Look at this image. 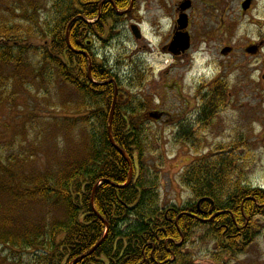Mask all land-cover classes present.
Wrapping results in <instances>:
<instances>
[{"label": "trees", "instance_id": "16d2710c", "mask_svg": "<svg viewBox=\"0 0 264 264\" xmlns=\"http://www.w3.org/2000/svg\"><path fill=\"white\" fill-rule=\"evenodd\" d=\"M122 1L115 9H103L101 21L95 25L82 18L93 20L97 11L86 6L81 11L79 0H49L50 7H46L47 0H0V11L3 8L6 13L0 16V97L11 105L23 96L19 88L29 92L38 82L70 87L78 102L59 108L77 115L53 123L67 135L78 130L80 137L74 142L81 143V148L66 150L63 157L54 158L53 166L37 174L17 173L11 167L14 160L2 172L0 197L6 204L0 207V247L33 254L31 264H71L102 241L77 264H171L172 257V264H192L181 250L197 231H203L214 242L213 260L220 264L225 256L243 254L254 241L257 227L252 220L264 216V190L246 185L238 160L218 148L181 175L192 202L182 209L162 208L160 174L145 161L154 136L145 134L146 119L140 116L144 105L135 97L125 102L112 70L97 65L93 58L89 64L81 54L90 48L87 43L95 35L102 40L112 35L106 33L104 21L121 22L116 11L130 5V0ZM109 81L116 82L121 93L111 135L133 163L128 184L130 166L108 139L114 85L101 83ZM226 89L224 83L214 85L213 93L205 98L209 110L223 107ZM187 141L198 153L199 140L194 143L190 136L182 138L183 143ZM30 157L23 153L24 160ZM200 199H206L200 205L207 214L200 218L206 221L193 220L189 214L197 211ZM33 204H41L61 218L27 219L26 205ZM7 209L18 211V227L1 218Z\"/></svg>", "mask_w": 264, "mask_h": 264}, {"label": "rangeland", "instance_id": "374dc122", "mask_svg": "<svg viewBox=\"0 0 264 264\" xmlns=\"http://www.w3.org/2000/svg\"><path fill=\"white\" fill-rule=\"evenodd\" d=\"M206 1L210 2L209 17L213 28L224 26L222 35L215 36L214 33L213 40L220 37L221 43L214 41L210 45L211 62L220 68V72L211 80L202 79L194 86V92L184 84L186 71L183 69L170 71L174 73L171 77L183 78V82L178 88H168V78L164 72L168 71L166 68L170 64L156 72L143 59L154 52L163 55L160 43L158 48L153 49L144 38L138 42L130 33L131 24H139L145 19L140 15L141 10L145 13L158 12L160 0H137L135 9L122 25H118L110 42L105 47L97 42L93 46L96 60L105 64L119 78L125 102L130 97L140 99L144 105L141 118H148V113L165 112L175 120L171 123L163 119L155 122L146 120L145 134L154 138L152 150L146 153L145 161L150 170L160 174L162 208H185L188 202H192L189 191L181 183V175L194 162L218 148L231 152L238 160V167L246 164L242 168L246 185L264 190V187L252 183L253 177L264 176V87L261 81L264 77V0H254L252 11L245 16L240 9L244 0ZM46 5L50 7L49 0ZM2 15H6L3 8L0 11ZM42 15L45 13L42 12ZM149 18L159 35L158 17L152 15ZM253 34L255 39L252 38ZM129 42L135 47L129 48ZM258 43H263L259 54H245L246 47ZM219 44L232 48L228 59L220 56ZM108 49H115V54H109ZM218 82L227 87L226 100L222 108L209 110L205 98L213 93L214 85ZM37 84L29 92L19 88L23 96L11 105L0 97V176L12 160L14 163L11 167L17 173L37 174L53 166L54 158L63 157L66 150L81 148V143L74 142L80 137L78 130L67 135L53 123L55 119L77 115L59 108L64 104L72 106L77 103V93L62 84L54 87L43 82ZM199 114L205 118L202 122L199 121ZM183 119L189 120L190 133L177 137L174 126ZM254 125H259L261 130L257 132ZM189 136L194 143L199 140L198 153L193 150L192 142H182V138ZM242 146H245L243 150ZM23 153L31 157L24 160ZM5 204L3 197H0V207ZM26 209L28 213L25 211V217L33 221L61 218L56 212L48 213L41 204L26 205ZM1 218L13 221L17 227L20 225L18 211L4 210ZM252 224L257 231L251 246L234 258L225 256L220 264H264V216L254 218ZM203 235V231H197L182 248V255H189L192 264H218L213 260L216 253L214 242ZM32 256L11 247H0V264H31Z\"/></svg>", "mask_w": 264, "mask_h": 264}, {"label": "flooded vegetation", "instance_id": "af4514ba", "mask_svg": "<svg viewBox=\"0 0 264 264\" xmlns=\"http://www.w3.org/2000/svg\"><path fill=\"white\" fill-rule=\"evenodd\" d=\"M122 0H79V5L81 11H83L84 7H92L95 8L97 14L95 19L86 20L82 18L85 23L99 25L101 21V12L103 9L114 8L116 5H120ZM210 2L206 0H160V10H163V13L173 19V29L162 35L160 41V50L163 55L171 56L173 59V63H171L166 69L164 74H167V87L168 88H178L182 82L183 78L180 80L177 77H171L174 73H171V70L183 69L187 71L191 67V54L200 49L203 44L204 51L210 55L211 48L210 45L214 41L220 42L221 38L218 37L217 40H213L214 33L215 36L222 35L223 27H215L213 28V24L209 17ZM242 4V3H241ZM254 0H250L249 8L246 11H242L243 16L249 15V13L253 9ZM123 20V19H122ZM121 20V21H122ZM105 30L106 33L111 32L115 29L114 21L110 19H106ZM123 23V22H122ZM135 26L138 27V24L135 23ZM132 26V25H131ZM138 31L140 33V29L138 27ZM105 40H102L99 36L95 35L91 42H88L87 45L90 47L87 50L82 51L85 53L87 57H94V42L98 44H103L104 47L110 42L112 36L109 37L105 35ZM143 36L140 35V39ZM143 40V39H142ZM141 40V41H142ZM221 43V42H220ZM227 45L219 44V54L223 48H226ZM232 54L230 51L225 56L220 55L224 59H228V57ZM162 72V71H161ZM170 76V77H169ZM177 81H171V80ZM200 115V114H199ZM200 121L203 120V115H200ZM165 120L168 123L175 121L173 116L169 113L160 112V120ZM176 124V122H174ZM174 133L177 137L182 136L184 134L190 133L189 120L183 119L177 122V125L174 126ZM202 203V202H201ZM200 203V205H201ZM197 208V211L193 213H189L193 220L206 221L205 219H201L200 217H206V212ZM184 213H181V215ZM161 264V263H157Z\"/></svg>", "mask_w": 264, "mask_h": 264}, {"label": "clouds", "instance_id": "9594fccd", "mask_svg": "<svg viewBox=\"0 0 264 264\" xmlns=\"http://www.w3.org/2000/svg\"><path fill=\"white\" fill-rule=\"evenodd\" d=\"M140 15L145 17L142 20L138 27L140 29V33L142 34L144 40H146L149 46L153 49L158 48V45L161 41L162 35L171 31L173 29V19L163 13V10H159L156 13H145L143 9L140 12ZM156 15L158 17L157 23L159 25V35L156 34L157 30L153 27L150 16ZM259 19V17H257ZM243 28L240 29L242 31ZM252 38L255 39V35H252ZM127 46L129 48L135 47L134 44L128 43ZM204 45L202 44L200 49L193 52L191 54V67L186 71L184 76V84L191 88L192 92L195 91V85L199 84L202 79L211 80L214 78L219 72L220 68L212 63V57L204 51ZM109 54L114 55L115 49H108ZM98 53V58H99ZM143 59L146 63L151 66L156 72H158L162 67L173 63V59L171 56L161 55L158 52H154L149 55H145ZM255 78V75L253 76ZM231 79V77H230ZM257 132H259L260 126L254 125ZM253 185H259L264 187V176H256L252 178Z\"/></svg>", "mask_w": 264, "mask_h": 264}, {"label": "water", "instance_id": "95a60500", "mask_svg": "<svg viewBox=\"0 0 264 264\" xmlns=\"http://www.w3.org/2000/svg\"><path fill=\"white\" fill-rule=\"evenodd\" d=\"M249 3H250V0H246L244 2V4H242V10L243 11H246L249 8ZM119 15H121V14L119 13ZM131 33H132L133 37L136 40L139 39L140 35H139V32H138V30H137V28L135 26H132L131 27ZM261 45L262 44H259L257 46H250V47H248V48L245 49V53L248 54V55H251V56L252 55H255L258 52V49H259V47ZM230 51H231L230 48H225V49H223L221 51V54L222 55H226ZM262 81L264 83V77H262ZM116 99H117V90L115 89V93H114V97H113V100H112V105H111L110 113H109L108 139H109V142H110V145L112 146V148H114L115 151H117V153H119L124 158V160L128 163V165L130 166V173H129V177H128V183H130V181H131V175H132L131 161L129 160V158L127 157V155L115 145V143H114V141L112 139V136H111V125H112L113 114H114V110H115V102H116ZM148 117L151 120L157 121L160 118V114H158V113H150V114H148ZM100 243L94 249H92V251H90L88 254H86V255L80 257L79 259L75 260L73 262V264H76L77 262H79L80 260H82L83 258H85L86 256L90 255L100 245Z\"/></svg>", "mask_w": 264, "mask_h": 264}, {"label": "bare ground", "instance_id": "6f19581e", "mask_svg": "<svg viewBox=\"0 0 264 264\" xmlns=\"http://www.w3.org/2000/svg\"><path fill=\"white\" fill-rule=\"evenodd\" d=\"M205 200H206V199H200V200H198V202H197L196 204H197V205H200V203L203 202V201H205ZM100 242L102 243V241H99V243H100ZM99 243H98V244H99ZM101 243H100V244H101ZM98 244H97V245H98ZM79 262H80V261H79ZM77 263H78V262H77ZM77 263H76V264H77Z\"/></svg>", "mask_w": 264, "mask_h": 264}]
</instances>
